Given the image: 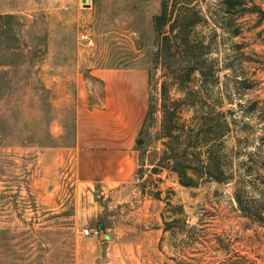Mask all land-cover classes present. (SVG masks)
Wrapping results in <instances>:
<instances>
[{"label":"rangeland","instance_id":"rangeland-1","mask_svg":"<svg viewBox=\"0 0 264 264\" xmlns=\"http://www.w3.org/2000/svg\"><path fill=\"white\" fill-rule=\"evenodd\" d=\"M162 1L0 0V264H264V0H182L186 37L161 50ZM136 65L150 72L137 176L85 186L70 156L78 81L93 104L92 70ZM207 111L250 141L253 216L235 182L184 186L166 166L168 116ZM169 203L188 224L177 231Z\"/></svg>","mask_w":264,"mask_h":264},{"label":"crops","instance_id":"crops-1","mask_svg":"<svg viewBox=\"0 0 264 264\" xmlns=\"http://www.w3.org/2000/svg\"><path fill=\"white\" fill-rule=\"evenodd\" d=\"M91 74L102 91L94 93L91 104L93 91L78 81L80 103L70 150L73 174L85 186L99 182L118 187L137 176V143L150 110V72L136 65L100 67Z\"/></svg>","mask_w":264,"mask_h":264},{"label":"trees","instance_id":"trees-1","mask_svg":"<svg viewBox=\"0 0 264 264\" xmlns=\"http://www.w3.org/2000/svg\"><path fill=\"white\" fill-rule=\"evenodd\" d=\"M180 1L182 0H163L161 13L154 18V28L161 50L168 47L170 39L177 41L186 37L185 31H174L176 26H185L178 25L182 21L181 17L178 16L177 21L174 19V7ZM226 4L233 7L240 4V0H226ZM168 26L170 29L166 31ZM167 120L166 166L178 174L182 185L197 186L204 181L226 184L235 182V199L240 209L249 216H253L254 209L255 212H260L259 206L252 205L247 197L245 176L246 173L252 175L255 163L252 160L253 154L244 149V145H249L250 141L248 137H240L238 129L232 127L224 113H196L181 122L174 112ZM233 122L236 123V120ZM232 138L236 141L229 148L228 142ZM168 205L171 209H167L163 217L166 218V212H170L172 220H165V231H177L180 228L179 222L188 225L182 216L183 208L177 206V209L171 203Z\"/></svg>","mask_w":264,"mask_h":264},{"label":"built area","instance_id":"built-area-1","mask_svg":"<svg viewBox=\"0 0 264 264\" xmlns=\"http://www.w3.org/2000/svg\"><path fill=\"white\" fill-rule=\"evenodd\" d=\"M82 38L83 39H87V40L89 39V37L87 35H85V34L82 35ZM86 234H90V230H87Z\"/></svg>","mask_w":264,"mask_h":264}]
</instances>
